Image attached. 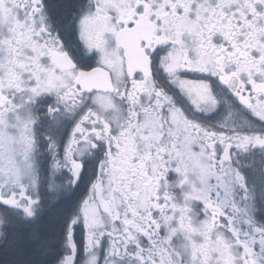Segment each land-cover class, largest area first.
I'll return each instance as SVG.
<instances>
[{"label":"snow or ice","instance_id":"6c2138e0","mask_svg":"<svg viewBox=\"0 0 264 264\" xmlns=\"http://www.w3.org/2000/svg\"><path fill=\"white\" fill-rule=\"evenodd\" d=\"M0 264H264V0H0Z\"/></svg>","mask_w":264,"mask_h":264}]
</instances>
